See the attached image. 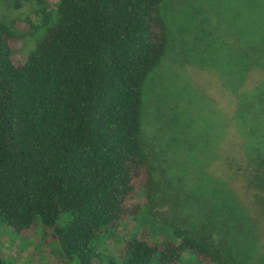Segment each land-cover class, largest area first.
Returning <instances> with one entry per match:
<instances>
[{
  "label": "trees",
  "instance_id": "trees-1",
  "mask_svg": "<svg viewBox=\"0 0 264 264\" xmlns=\"http://www.w3.org/2000/svg\"><path fill=\"white\" fill-rule=\"evenodd\" d=\"M164 1L13 0L16 10L34 4L41 16L24 22L36 39L24 61L14 57L22 37L0 20V224L19 235L39 229L42 244L57 249L40 264H223L176 226L133 232L108 255L99 250L152 203L142 92L168 48ZM258 39L252 54L264 73ZM236 104L246 185L260 201L264 74ZM0 264H8L1 255Z\"/></svg>",
  "mask_w": 264,
  "mask_h": 264
},
{
  "label": "rangeland",
  "instance_id": "rangeland-1",
  "mask_svg": "<svg viewBox=\"0 0 264 264\" xmlns=\"http://www.w3.org/2000/svg\"><path fill=\"white\" fill-rule=\"evenodd\" d=\"M13 3L0 0V20L22 37L14 57L24 61L36 40L25 35L24 22L39 24L41 16L34 4L16 10ZM161 14L168 48L142 92L141 144L152 168V203L138 220L105 236L99 250L108 255L133 232L165 234L176 226L223 264H264V196L257 201L246 185L250 167L233 121L239 93L264 74L252 54L263 44L258 38L264 41V0H165ZM47 250L56 256L39 229L19 235L0 224V255L8 264H40Z\"/></svg>",
  "mask_w": 264,
  "mask_h": 264
}]
</instances>
